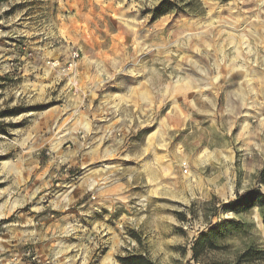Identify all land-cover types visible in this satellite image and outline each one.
Wrapping results in <instances>:
<instances>
[{"label":"rangeland","instance_id":"rangeland-1","mask_svg":"<svg viewBox=\"0 0 264 264\" xmlns=\"http://www.w3.org/2000/svg\"><path fill=\"white\" fill-rule=\"evenodd\" d=\"M163 1H0V264H121L129 254L200 264L247 251L241 264H264L259 208L226 210L264 193V0H171L157 17ZM88 104L109 122L127 116L141 163L110 242L77 216L87 169L59 158L73 139L87 142ZM55 167L70 185L44 182L40 170ZM67 189L66 213L31 211ZM223 221L235 226L195 258L201 234Z\"/></svg>","mask_w":264,"mask_h":264},{"label":"crops","instance_id":"crops-1","mask_svg":"<svg viewBox=\"0 0 264 264\" xmlns=\"http://www.w3.org/2000/svg\"><path fill=\"white\" fill-rule=\"evenodd\" d=\"M87 107V117L89 119L87 125L84 126L88 136L87 142L85 139H73L69 150L60 153L59 158L64 159L69 168L77 166L83 171L87 169L86 179L82 181L80 179L74 191L78 194L76 200L81 207V210L77 212V216L95 225L99 224L100 235L109 239L110 242L114 231H116L114 228L119 225L121 229L122 222L127 221L128 188L136 189L138 184L141 183V163L139 162L138 153L135 151L130 152L128 145H126L128 129L125 122L127 116L125 114L115 115L111 117L109 122L107 116L109 112H101L104 109L102 105L88 104ZM83 131L79 129L75 133H85ZM70 133L72 132L70 131ZM116 134L120 137L117 138ZM112 158L115 161H111ZM126 161L131 163L125 167ZM59 169L55 167L54 169L40 170V174L45 177L44 182L48 186H68L72 183L69 174L64 175L62 173V177H60L57 172ZM54 191L56 192V190ZM71 191V189H67L62 198L58 200V203L49 201L46 205H43L39 202L36 210L31 211L33 213L43 212L40 219L47 221H49L51 214L45 208L52 206L51 211H53V206L62 207V211L66 213V209L75 202L72 199L75 197L74 193ZM86 194H88V203L85 201ZM92 195L95 198L94 200L90 198ZM42 206H45V208H41ZM44 212H47V216H43ZM64 217L67 219L70 215L67 214ZM49 231L50 227L48 225L47 232ZM41 247L40 244V250ZM53 251L55 250L53 249Z\"/></svg>","mask_w":264,"mask_h":264},{"label":"trees","instance_id":"trees-1","mask_svg":"<svg viewBox=\"0 0 264 264\" xmlns=\"http://www.w3.org/2000/svg\"><path fill=\"white\" fill-rule=\"evenodd\" d=\"M171 7H173V3L171 2V0H164L155 10L156 16L160 17L168 14L171 10ZM259 177L260 181L264 182V168L259 173ZM255 207L259 208L262 219L264 221V193H262L258 188L238 195L235 201L229 203V205L226 207V210L236 214H240L242 212L250 211ZM232 226H235L234 223L230 221H223L210 227L206 233L201 234L193 247L195 258H198L204 249L215 248L218 244L219 239L225 237V235L230 231V227ZM251 253L252 251H247L245 254L239 257L237 262L211 261L200 262V264H241L242 260L247 259L251 256ZM119 261L121 264H155L153 261L141 254H129L126 257L120 258Z\"/></svg>","mask_w":264,"mask_h":264},{"label":"built area","instance_id":"built-area-1","mask_svg":"<svg viewBox=\"0 0 264 264\" xmlns=\"http://www.w3.org/2000/svg\"><path fill=\"white\" fill-rule=\"evenodd\" d=\"M29 254V253H28ZM37 259V257H33V260H36Z\"/></svg>","mask_w":264,"mask_h":264},{"label":"bare ground","instance_id":"bare-ground-1","mask_svg":"<svg viewBox=\"0 0 264 264\" xmlns=\"http://www.w3.org/2000/svg\"><path fill=\"white\" fill-rule=\"evenodd\" d=\"M1 216V215H0Z\"/></svg>","mask_w":264,"mask_h":264}]
</instances>
